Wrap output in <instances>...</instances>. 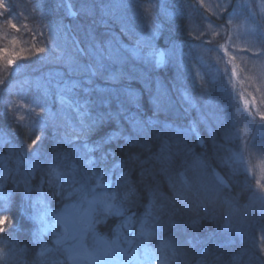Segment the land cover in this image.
<instances>
[{
    "label": "rangeland",
    "instance_id": "1",
    "mask_svg": "<svg viewBox=\"0 0 264 264\" xmlns=\"http://www.w3.org/2000/svg\"><path fill=\"white\" fill-rule=\"evenodd\" d=\"M69 1L75 11L83 14L81 6L85 0ZM138 1L143 2L142 0H135L137 10L143 9L151 11L145 12L147 14L152 13L153 4L151 0H148L149 3L147 4H139ZM177 1L165 0L164 6H161V2H156L158 6H161L163 19L168 24L171 22L170 38L162 32L161 41H157L156 33L153 38V28L149 27L146 30L141 29L137 33H128L130 36L135 34L137 37L136 42H131L133 45L129 43L131 45L130 55L121 50L128 60V63L124 65V70L134 77L130 81L139 80V77H142L148 100L149 90L152 95L159 97L163 110L160 111L158 118L167 125L166 129L160 125V128L165 131V135L162 138H156L155 135H152L155 132H149L152 134L146 132L137 137L127 121L124 128L129 130L127 135L140 141L136 147L133 145L134 148H142L144 143L157 144L158 140H167L172 152H175L177 149L176 142L179 140L181 148L187 146L192 149L191 153H182L187 161L185 165L187 169L186 178L194 185L190 194H193L201 184L209 190L207 194L203 191L200 192L203 199L196 202L198 204L196 207L200 206L203 209L206 200L234 199L238 197L237 195L249 193L248 204H246L249 205L247 220L239 218L237 213L232 214L231 222L222 227V232L218 236L206 237L204 241H201L203 244L197 245L196 251L193 252L202 254V249L206 248L209 240L216 239V246H220L222 240V246L217 247V252L225 251L224 253H226L229 247L231 250H235L234 256L242 253V256L247 260L243 264H264V234L260 232L255 235L256 232L260 231L256 228V223L264 231V151L254 147V144H264V0H204L208 7L202 5V0H196L194 2H197L206 13L208 11L213 12V16H216L214 20H203L202 30L201 17L206 16L200 12V9L197 8L195 12L188 11L189 8L193 7V3L189 2L185 6L186 12H188L184 15L177 5ZM0 2L16 6L11 10V15H8L7 19L3 17L0 20V40L5 38L13 41L14 59L20 60L24 57V48H27L30 53H37L40 57V61L29 60L28 64H31V70L25 68L20 61H15L18 64L17 70L40 73L42 76L36 77L37 81L43 77H51L56 82L60 81L62 77L66 79L67 76L62 69L64 62L62 60L56 61L54 54L49 51L52 44L55 43L62 50H65V55L71 52L69 41H65L63 36L58 35L56 31L60 24L55 22V14L52 12L57 10L60 13L58 6H65L64 0H0ZM221 3L225 5V9L217 10L216 5ZM104 4H108V1ZM109 5L117 6L116 12L121 16L119 22L121 27L127 28L133 22L135 23L136 11L132 8L126 10V2L111 0ZM100 10L97 8L95 15L91 18L97 19ZM155 13L160 16V12ZM184 17H187L188 22L181 28V24L186 22ZM12 23H16L17 28H12ZM99 25L104 28L102 24ZM155 28L161 30L159 24H155ZM184 28L187 32H183ZM207 32L210 34L204 38L206 44H196L195 40H199L201 43L204 34ZM82 34L80 33V35ZM137 41H140L141 52L139 55H134ZM160 42L169 45L168 49L164 50V65L161 68L155 67L154 59L151 63L146 60L143 62L142 57L149 51L146 45L151 43L158 48L157 44ZM113 45L118 47L114 41ZM40 47L45 48L44 53L37 51ZM143 49H146L145 53L142 51ZM169 50L172 54L171 60L169 59ZM45 55H50L55 61H45ZM4 59L10 60L7 56ZM140 62L142 63L139 64ZM116 66L119 67V65ZM166 69H170V74L162 83L160 77ZM233 69H235L234 72ZM29 79L30 76L27 75L25 81ZM175 85H177L179 94L183 98L189 99L186 107L182 108L179 106V101L174 98L169 103V109H167L162 103L167 102V93L172 92ZM34 87L36 85L32 84L22 89L10 85L5 94L12 93L13 89H20L17 90L18 92H30ZM17 91L16 93H18ZM161 92L162 96L160 95ZM36 97L42 100V95L37 94ZM12 98V95L7 97L1 93V110L5 111L6 109V116L13 115L12 119L17 125L29 126L36 117V113H39V107L33 103L34 96H16L15 110L11 103ZM49 107L51 109L60 108V106H53L52 104ZM32 109H35V112L30 116L29 112ZM50 111L52 112V110ZM224 112L226 113L224 114ZM184 116H187V123L182 122ZM39 118L45 120L48 116L41 114ZM141 118L145 120L144 117L141 116ZM60 123L63 124V121ZM190 126L195 129L193 131L196 134L195 138H192L190 132L178 133L176 131V129H188ZM214 128H217L215 133H213ZM56 130L61 135L64 132L63 127ZM219 134H222V137H219ZM38 137L39 139H37ZM38 137L35 139L36 143L31 144L32 150H28L29 153L40 150L38 146L41 143V135ZM10 140L11 134L4 126V120L0 115V168H2L5 158L9 157L6 148ZM197 145L202 149L199 151L200 154L196 153ZM167 155H169L168 152L161 153L160 159L164 161L163 157ZM188 156L193 159L190 165ZM11 157V160L8 161V167L12 171L7 180L13 181L15 178L18 183L13 182L10 188L25 193L23 173L28 165L21 166L20 172L17 173L15 160L18 156L11 155ZM42 160H45V157ZM197 161H201L204 166L200 167ZM225 161L227 162L225 163ZM168 164L172 163L169 162ZM213 169L221 177L231 182L230 187L219 189L218 195L216 194V181L212 175ZM179 171L182 169H177L175 173L172 168L159 169L157 174L162 175L164 173L163 176L168 181L177 183L183 188L178 175ZM37 174H41L39 168L31 176L32 191H36L39 185L40 180L34 179ZM247 186L251 188L245 191L244 188ZM47 188L45 185L43 189L45 193ZM225 192L230 193V195ZM43 215L37 214L34 221L39 222L45 219L46 217ZM43 222L47 223L46 221ZM254 236H257L256 239L253 238ZM210 237L211 239H209ZM239 245L242 248L237 252ZM149 264H156V262L151 260Z\"/></svg>",
    "mask_w": 264,
    "mask_h": 264
},
{
    "label": "snow or ice",
    "instance_id": "2",
    "mask_svg": "<svg viewBox=\"0 0 264 264\" xmlns=\"http://www.w3.org/2000/svg\"><path fill=\"white\" fill-rule=\"evenodd\" d=\"M50 6V5H49ZM16 6L10 3L0 2V15L7 19L11 15V10ZM71 4L68 5L71 13ZM115 5L100 3L95 0H85L81 6V11L85 16H94L96 9L103 10L107 17L116 16ZM217 10H224L223 3L216 5ZM207 17H201V30L203 29V20ZM93 24H102L106 29L105 33H97L92 25H89L85 31L84 46H81V41L73 37L69 42L71 52L65 55V50H62L57 44L53 43L49 49L50 53L54 54L56 61H63L67 69V79L61 78L55 84H52V78L47 81H38L37 87L41 88V98L34 97L33 103L39 107V113L47 114L51 121V127L54 129L64 128V132L56 139V144L61 143L71 144L72 148L66 151H54L52 153H44L37 150L35 153H29L27 149H23L19 157L16 158V172H20L23 165H28L23 176L25 185V198H30L32 188L30 185L31 176L34 171L40 169V181L36 188L38 197L36 202L45 204L52 199L59 198L62 202L65 200H73V203L65 205L63 214L46 212L45 215H55V222L47 225L45 230L54 229L55 224L63 226L62 235H58L55 239V244L63 245L61 251L65 255L66 261H71L72 264H80L81 261H88L89 264H145L148 260L152 249L149 247L150 241L156 237L158 233L167 230L169 224L172 227H178L172 222L175 212H166L165 204L161 202L157 204V200L166 199L162 193L148 187V203L143 205L145 211L137 215L131 211L129 205L137 203L142 197L137 191L142 186L144 171L140 173V181L133 182L130 177L135 171V166L139 163L143 169L145 161L140 160L139 156L131 151L125 152L129 146L139 144L140 141L130 135H125L123 128L119 125L120 117L132 126L137 137L146 133L147 129L155 128L157 125H163V129L167 128L159 120V113L162 109L158 96L152 95L149 90V102L141 101V92L133 89L130 80L134 77L129 75V72L124 70V65L128 63L127 58L122 54L119 47L113 45L111 39H105V36L111 31V26L106 20H93ZM12 28H17L16 23H12ZM70 26H64L59 29L64 33V40H68L67 31ZM121 31H124L121 29ZM156 30L153 29L152 35L155 36ZM146 47L149 51L142 58L149 63L155 60V67H159L164 63L165 51L156 48L151 43ZM168 49V46H165ZM5 50H0L2 54ZM39 53H44L45 48L37 49ZM141 52L140 41H137L134 55H139ZM169 59H172L171 50H169ZM9 64L14 63L13 60L8 61ZM119 65V67H114ZM235 69H233V72ZM83 77V79H80ZM103 79L107 84L113 86L112 90L116 91L117 99L122 95L123 100H120L117 111H112L111 101L103 100L102 103L107 106L106 112H96L92 114V106L95 101L91 99L94 92L109 91L108 88H97L94 78ZM59 102L60 108L57 112L50 111V103ZM134 107L136 112H130L129 108ZM69 110L74 113L76 123L68 117ZM146 110L152 113V116L147 120L141 118L140 113ZM6 111V109H5ZM35 112L32 109L29 112L31 116ZM125 113H128L125 115ZM117 121V126L120 128L117 133H102L104 126L111 121ZM63 121V124L60 123ZM47 123L41 124V130L47 127ZM70 129V131H69ZM194 127L188 129H176L179 132L194 131ZM211 132V130H210ZM98 136V139H92L93 135ZM156 138H162L165 135L164 130L154 133ZM39 139V137L37 138ZM124 141L123 144H116L115 147H109L114 140ZM76 141H80L79 144ZM35 144L36 141H33ZM22 144V142H21ZM177 149L172 152L171 146L167 140H162L161 153L168 152L169 155L164 156L165 162H170L182 171L178 172L181 183L185 191H192L193 183H190L186 178L187 169L185 165L187 161L182 156V153H191L192 149L185 146L180 147V141L177 140ZM143 146V145H141ZM29 148L31 145L28 146ZM258 150L264 151V144H254ZM125 153L124 157L118 156L117 153ZM50 157L49 160H42L41 157ZM11 155L5 158L2 168H0V187L6 181L11 169L8 167V161L11 160ZM227 161H225L226 163ZM200 167H203L201 161H197ZM166 170V169H165ZM213 178L217 185V195L219 189L229 187L226 179L221 177L215 170H212ZM114 177V179H113ZM14 183H18L13 178ZM47 185L49 192L43 191ZM99 190V191H98ZM208 193L206 186L201 184L195 190L194 195L199 198L200 192ZM176 196L179 200L187 205V197L184 192H177ZM7 200L8 194H3L0 197ZM202 202V201H201ZM226 203H231L226 201ZM235 210V209H233ZM116 216L122 218L121 222L113 228L114 238L98 236L95 232L97 224L106 223L108 217ZM168 216V221L164 220V216ZM11 220L9 216H0V233L7 231ZM195 223V222H194ZM138 224V228L134 231L133 225ZM226 227H228L226 225ZM121 228H126L128 235L121 232ZM12 231H15L13 228ZM92 234L93 246L91 250L85 244V238L88 234ZM55 235V233H54ZM211 239V237L209 238ZM195 241V244H193ZM187 243L193 244V247L201 245L197 237L192 236ZM211 247V245H209ZM220 247V246H217ZM46 246L41 249L40 256L43 257ZM26 251V250H25ZM60 251V250H58ZM141 255L144 259L141 260ZM175 255V252L173 253ZM209 259V248H203L200 259L196 264H242V253L232 256L231 260L225 261L222 252H212ZM4 259V257H0ZM156 264H172L167 258H156Z\"/></svg>",
    "mask_w": 264,
    "mask_h": 264
},
{
    "label": "trees",
    "instance_id": "3",
    "mask_svg": "<svg viewBox=\"0 0 264 264\" xmlns=\"http://www.w3.org/2000/svg\"><path fill=\"white\" fill-rule=\"evenodd\" d=\"M106 1H108V4L111 3V0H95V2L97 4H99V2H104L106 3ZM161 2L162 5L164 6V2L165 0H151L152 4H153V10L151 14H147L145 12H151V11H146L141 9V11L137 10L136 7V2L135 0H128L126 1V7L127 9H134L136 11L135 13V23L136 25L142 29V30H146L149 27H152L153 29L156 30V40L161 41V37H162V32H166L167 37L170 38L169 36V32H170V24H168L164 19L163 16L161 14V6H158L156 4V2ZM196 0H178V6L180 7V9L183 11L184 15L187 14L188 11H197V8L200 9V12L202 14H204L208 20H214V13L213 12H205L201 7H199L197 2H194ZM192 2L193 3V7L186 12L185 6L189 3ZM139 4H142L144 2H139ZM202 5H205L206 7H208L206 5V3L204 2V0H202ZM54 7V6H53ZM60 7V13L57 10H53L52 12L55 14V22L59 23L60 26L57 28V33L58 35L64 36L63 32H60L59 29L66 26V21H67V11L66 7L64 5L62 6H58ZM155 12H160V16L156 15ZM197 19V17H195ZM94 19L91 18V16H85L84 14L79 13L78 17L76 19H74L71 23V28L72 31L77 35V37L80 38L83 46H84V41L86 39L85 37V31L87 29V27L89 25H92V27L95 28L97 33H105L106 29L102 28L99 24H93ZM97 21H99V17L97 19H95ZM184 20H186V22H183L181 24V28H183L187 22L188 19L187 17H184ZM155 24H159V26H161V32L159 30H157L155 28ZM112 30L108 33V35L105 36V39H115V44L124 52H126L128 55H130L129 50H131V45H133L134 42H136V35L133 34L132 36H130L128 33H117L118 35H114L111 34ZM183 32H187L185 30V28L183 29ZM80 33H83L82 35H80ZM210 33L207 32L204 34L203 40L200 43L199 40H195L196 44H206L204 42V38L207 37ZM189 35V34H187ZM113 37V38H112ZM158 37V38H157ZM164 37V36H163ZM187 38V37H186ZM71 36L70 34H68V41L70 42ZM133 42V43H131ZM188 42V41H187ZM131 45H130V44ZM12 45H13V41H9L5 38H2L0 40V50H5L2 54H0V95L2 93V95L10 97L11 95L13 96L12 98V105L14 110L16 109V101H15V93L17 90L20 89H13L12 93L9 94H5L7 88L10 85H14L16 87L22 88L24 89V87H27V83H25V80L23 79V77L26 75V73L24 72H20L17 70V66L18 64L15 61H20L21 64H23L25 66V68H27L28 70L31 68V64L29 63V60L31 61H40V57L37 55V53H30L27 48H24V57L21 58L20 60L14 59L13 56V51H12ZM128 45H130L129 47H127ZM209 45V44H208ZM30 48H33L32 46H29ZM28 53V54H27ZM7 56L9 57L10 60H13L14 63L9 64L6 63L4 57ZM16 57V56H15ZM44 60L45 61H55L53 58H51L50 55H45L44 56ZM143 62H146L145 60ZM142 62H140L139 64H141ZM33 64V63H32ZM62 69L65 71L66 75H67V69L66 67H62ZM31 70V69H30ZM154 68H153V72H154ZM29 73H31L32 75H40L42 76L40 73L38 72H32L29 71ZM80 79H83V77H80ZM95 79V86L97 88H110L111 85L108 84H102L101 82H103L102 79L100 78H94ZM112 89V87H111ZM110 89V90H111ZM18 92V91H17ZM106 92V91H105ZM97 93H103V92H99L97 91ZM42 94V92H41ZM94 94V93H93ZM143 102H146V100H143ZM1 104V103H0ZM96 106L98 108L97 102H96ZM112 107V111H117L118 107L115 103L111 104ZM129 111H136V109L134 107H130ZM0 115L2 116L3 120H4V126H6V129H9L10 127H16V133L17 134H21L19 137L20 140H22V144L20 146L25 147L27 145H30L32 143V140L26 136V134L21 132V128L13 121V119H11L10 115L6 116V113L4 110H1L0 108ZM13 116V115H12ZM10 117V118H9ZM12 120V121H11ZM240 127V126H239ZM241 128V127H240ZM34 135V134H33ZM61 135L60 132L56 131L54 132L53 130H49L47 131V134L44 133L42 135V139L41 142L43 143V150L48 151V153H51L52 151H54V149H57L56 146L54 145L53 141L54 139L58 138ZM95 135V134H94ZM119 144H122L123 142H118ZM111 144L110 147H115L116 144ZM193 143L195 145V139L193 140ZM161 144H162V140H158L157 141V145H160L159 147L161 148ZM147 146H152L150 143L148 145H144L142 148H135V149H131V147L129 146V148L127 150H125V152L127 151H131L132 153H134L135 155L139 156L140 160L145 161V163L143 164V169L140 167L139 163H137L135 171L133 172V174L131 175L130 179L133 182H138L140 181L141 177H140V173L142 170H146L144 171V176H143V181H142V186L139 187L137 189V191L141 194V199L137 202L134 203L133 205H142L145 202H148V195H147V188L151 187L155 190H157L158 193H162L163 197L166 198V200H169V194L166 191V178L163 176L164 173L162 175L157 174L158 170H164L165 167V163H163L160 160L159 154L158 153H153V150L149 149ZM202 150L200 147H198L197 145V153H199V151ZM118 156L124 157L125 153L122 152H118L117 153ZM186 156V155H185ZM188 163L189 165L192 163V160L190 158V156H188ZM173 170H176V166L173 165ZM178 169V168H177ZM13 185V181L11 180H6L5 181V189L8 190L11 186ZM171 185V184H170ZM173 185V184H172ZM6 194V192H5ZM11 194V191H10ZM194 194V193H193ZM239 194V193H238ZM23 195L24 192L19 191V190H15V193L13 194L12 197H10L8 204L6 205V207H1L0 209H2L0 216H9L11 218V220L8 222L9 227L7 229V231H5L4 233H0V257H4V259H0V264H41V259L42 257L40 256V252L41 249L44 247L45 243H47V240H49V238H44L42 235L40 234H33V228L34 225L27 223L25 218L20 214V204L23 203ZM195 198L197 200L203 199L200 194H199V198L194 195ZM243 198L246 200L247 197L249 196V193L246 195H242ZM241 196V197H242ZM175 199H177V196H174ZM8 200H4L2 198H0V206ZM57 201H59V199H57ZM247 202V200H246ZM169 205H171V203L169 202ZM142 207H132L131 209H141ZM187 207V205H186ZM198 207L195 208V206H193L192 204V210H190V212H194L196 211ZM200 219L198 220L197 224L208 230L205 227H208L209 229H211V227L209 226L208 222L205 220L204 216L201 215L199 217ZM28 226H32V230L28 231L29 228ZM15 229V231H12V229ZM211 236V235H210ZM204 241V240H202ZM217 240L213 239V241H208L207 245H211V248L214 252H217V246L216 243ZM206 242H204L205 244ZM203 244V243H202ZM206 245V244H205ZM26 250V251H25ZM195 252H192V256L188 257V260H194V259H200V256H196ZM264 255V253H263ZM264 257V256H263Z\"/></svg>",
    "mask_w": 264,
    "mask_h": 264
},
{
    "label": "bare ground",
    "instance_id": "4",
    "mask_svg": "<svg viewBox=\"0 0 264 264\" xmlns=\"http://www.w3.org/2000/svg\"><path fill=\"white\" fill-rule=\"evenodd\" d=\"M121 2H126L128 0H119ZM144 3H149L148 0H142ZM65 6H66V11H67V21H66V25L71 27V23L73 21V19L71 18V13L69 12L68 9V4H71V2L69 0H64ZM72 6V4H71ZM71 11L76 13L77 11H75V9L73 8V6L71 7ZM99 19H103L106 20L108 22V24L111 26V34L114 35H118L117 33H137L139 32L141 29L136 25V23L133 22V24H130L129 27L125 28V27H121L119 25V22L121 21V16L119 13L116 12V16L115 17H107L104 15L103 10H100V15H98ZM121 29H123L124 31H121ZM166 34V32H165ZM113 38V37H112ZM111 39V38H110ZM113 40L115 41V39L113 38ZM116 42V41H115ZM117 43V42H116ZM167 44L160 42L157 44L158 49L161 50H165V46ZM169 47V45H167ZM83 47V46H82ZM164 65V63L162 65H160L159 67L161 68ZM117 67V66H114ZM158 67V68H159ZM170 69H166L165 72L163 73V75L160 77L161 78V82L164 83L165 80L168 78V75ZM148 72V71H147ZM205 75V74H204ZM131 86L133 89H136L137 91L141 92V101L143 102V100H147V96H146V90L144 89V85H143V78L139 77V80H133L130 81ZM104 84H107L106 82H104ZM109 85V84H108ZM206 87L207 84H206ZM109 91L111 88H109ZM98 97H95L93 101H95L94 104H99L102 103L103 100H111L114 101L112 98L106 96L104 97L101 93L98 94ZM162 96V92L160 94ZM167 102L162 103L163 106H165L167 109H169V103L175 98V100L179 101V106H181L182 108H185L188 102L187 98H183L180 94L179 91H177V85H175V88H172V92L167 93ZM124 97L122 96L121 100H123ZM120 100H118L117 102V106H119ZM226 106V105H225ZM175 107V105H174ZM173 107V109H174ZM172 109V110H173ZM177 110V109H176ZM92 114L95 115L96 112H106L104 108H101L100 110L97 108V106H95L92 110ZM130 112H136V111H130ZM226 112H224L225 114ZM140 116L144 117L145 120L146 118L151 117V112H148L146 110H142L140 113ZM187 123V116H184L183 121ZM122 123V122H121ZM21 128V132L26 134L27 137H29L33 141H35V139L38 137V135H41V139H42V135L44 133L47 134V131L49 130H53L54 132H56L57 130L48 126V128L40 130V131H36V130H26L24 128H22L21 125H18ZM217 128L213 129V133L216 132ZM7 131L11 134V139L13 140V143L16 145H21L22 140H20L18 138V136H20L21 134H17L16 133V127H10L9 129H7ZM120 130H117L116 128H108V127H104L102 130L101 134L104 133H119ZM219 133H221L220 131H218ZM34 134V135H33ZM18 135V136H17ZM190 135L192 136V138L196 137V134L193 133V131H190ZM219 137H222V134H219ZM99 137H97L96 135H93L92 139H98ZM57 139V138H56ZM56 139H54L53 143L56 146L57 149H61L63 147H68V148H72L71 144H67V143H61L59 145L56 144ZM23 143V142H22ZM31 143V144H32ZM77 144L80 143V141H76ZM30 144V145H31ZM112 144H115V142L113 141ZM151 149L153 150V153H158L159 157L161 155V148L159 147V145L157 144H151ZM43 143L41 142L39 147H43ZM131 149H135L134 147H131ZM127 150V149H126ZM196 153H197V149H196ZM198 154V153H197ZM161 160V159H160ZM163 163H165V161L161 160ZM227 176V175H225ZM227 178V177H226ZM229 183V187L231 186V182L230 180H228ZM175 187L177 188L178 184L174 183ZM243 187V186H242ZM241 187V188H242ZM251 187L247 186L245 191L249 190ZM166 191L169 194V200L172 202L173 206L174 204L179 208V216L178 219L176 220L175 224L178 225V227H172L170 228L169 232L166 234V239L167 240H173L175 242L177 251L180 255L181 258H188L192 256V252L196 251V249L193 247V244H195V241H193V244H189L187 243V241L192 237L195 236L197 237L200 241L204 240L206 237L210 236V235H214V236H218L220 232H222V227H224V225L229 222H231V215L234 213H237L239 218H244L245 220H247V216L249 215L248 213V199L247 202L246 200L243 198L242 194L241 195H237L238 197H235L234 199H221V200H206L207 202L205 203V206L203 207V209L199 206L196 211L194 212H190V210H192V204L193 206L198 205L196 202L200 200H197L194 196V194H185V196L187 197V207L185 205L184 202H182L181 200H179L178 198L175 199L174 196H176V193L178 192L177 190L175 191V193H171L168 189H166ZM4 192H8V190L4 189ZM227 195H230V193L225 192ZM32 194L29 193V196H31ZM193 195V196H192ZM242 196V197H241ZM226 201H230L231 203H226ZM235 209V210H233ZM170 212V211H168ZM217 214V216H216ZM226 214V216H225ZM203 215L205 220L208 222L209 226L211 227V229L207 228L208 230L198 226L197 222L200 219L199 217ZM225 218V219H224ZM26 220V219H25ZM27 223H29L26 220ZM195 222V223H194ZM245 222V221H244ZM258 223H256V228L260 231L256 232L255 235H257V233H263L264 231L261 230L260 226H257ZM29 230L31 228V226H28ZM28 230V231H29ZM257 236H254L253 238L256 239ZM221 245L223 241L221 240ZM230 245V242H228ZM227 243V244H228ZM217 245H219L217 243ZM244 246V245H242ZM206 248H209V259H211V253L214 252L212 250L211 247H209V245L206 246ZM241 246H237V252L241 250ZM222 251V250H221ZM227 252L223 253V259L225 261L231 260L232 256H234L235 250H231L229 247L226 250ZM220 252V251H219ZM201 254H197L196 256H200Z\"/></svg>",
    "mask_w": 264,
    "mask_h": 264
},
{
    "label": "water",
    "instance_id": "5",
    "mask_svg": "<svg viewBox=\"0 0 264 264\" xmlns=\"http://www.w3.org/2000/svg\"><path fill=\"white\" fill-rule=\"evenodd\" d=\"M75 15H76V14H75L74 12L71 11V15H70V16L72 17V16H75Z\"/></svg>",
    "mask_w": 264,
    "mask_h": 264
}]
</instances>
